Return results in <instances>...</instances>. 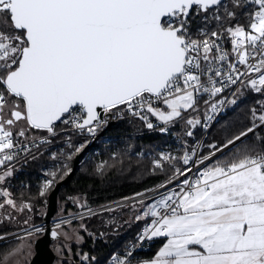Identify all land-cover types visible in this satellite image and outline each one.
<instances>
[{"label":"snow or ice","instance_id":"1","mask_svg":"<svg viewBox=\"0 0 264 264\" xmlns=\"http://www.w3.org/2000/svg\"><path fill=\"white\" fill-rule=\"evenodd\" d=\"M194 16L202 24L195 36ZM237 84L232 99L205 101L212 113L206 119H214L225 104L235 105L244 91L264 96V0H0V166H5L0 185L12 175L9 162L20 152L30 154L35 130L55 135L60 122L94 136L121 106L152 129L146 113L172 124L195 108L197 93L211 99ZM246 118L249 127L212 146L219 152L241 141L231 160L198 169L191 180V167L175 169L174 176L185 177L178 190L150 204L137 201L147 209L143 215L152 217L138 239L166 238L155 257L140 264H264V150L242 139L254 133L258 143L264 141L258 132L264 128V99ZM200 123L187 120L192 127ZM196 155L193 148L180 159L184 165L203 164L215 152L194 160ZM173 159L162 153L154 166ZM57 174L50 173L40 196ZM0 198V223L15 219L9 208L31 211V203H17L3 187ZM65 223L70 221L56 223L51 236L67 235ZM24 224L23 235L0 234V241L19 240L14 248L0 247V264H28L31 241L44 229L28 219ZM130 256L116 264H130Z\"/></svg>","mask_w":264,"mask_h":264},{"label":"trees","instance_id":"2","mask_svg":"<svg viewBox=\"0 0 264 264\" xmlns=\"http://www.w3.org/2000/svg\"><path fill=\"white\" fill-rule=\"evenodd\" d=\"M238 15L240 22L244 23L243 10ZM190 23V29L197 30L202 26L201 17H190ZM214 28H216L215 22L209 27V31ZM258 99H264V96L244 91L235 105H229L226 112L208 132L204 140V152L215 149L212 147L213 145L220 147L226 144L233 136L239 135L241 131L249 127L246 114ZM196 111L198 108L195 110V114ZM199 112L205 115V112ZM63 125L60 122L56 123L57 128ZM175 129L186 135L192 142L201 139L205 133L203 122L192 127L187 124L186 120L184 122L176 120ZM188 132H192V135L188 136ZM258 132L260 136L264 137V128L258 129ZM72 136L71 148L74 149V153L70 156L71 158L66 155L53 158L50 155L52 150L56 149L58 153L62 150V146L65 148L64 140H61L57 147L46 146L15 163L8 164V166L20 165V169L7 179L8 188L15 200L31 203L32 208L36 211L33 221H43L44 212L41 213L40 207L46 208L48 194L55 185L44 196L39 195L43 171L51 163L55 165V168H59L56 183L65 177L72 168L77 153L75 148L79 145V138L77 139L74 134ZM171 140L169 135L158 130L155 126L152 129L147 128L146 122L136 116L126 115L117 118L115 123L106 129L82 156L69 183L62 186L59 194V208L61 203H65L67 208L73 209H79L77 204L79 202H84L85 206L101 205L155 187L174 173L175 164L178 166L183 164L180 158L187 148L185 145L179 148V156L174 158L171 163L164 161L162 168L154 166V154H157L159 149ZM243 140L249 145H256L258 149L264 150V141L258 143L254 133L249 134ZM240 145L241 141L237 142L235 146H231L217 161L231 160L233 153ZM66 159L68 163L64 165ZM99 163L104 164L100 171H98ZM3 199L1 198L0 202ZM149 202L150 199H146L144 204H149ZM142 211L140 204L135 201L115 209L102 211L91 217H85L82 221L84 243L72 246V263L65 264H109L110 259L123 251L128 243L139 234L142 225L148 220V217L142 216ZM137 216L141 218L137 220ZM17 228L16 225L0 226V234L14 231ZM15 240L2 242L0 247L11 249ZM161 241H156L152 249L143 253L140 256V262L154 257ZM84 254H87L88 260L83 258ZM92 257L95 259L92 260Z\"/></svg>","mask_w":264,"mask_h":264},{"label":"built area","instance_id":"3","mask_svg":"<svg viewBox=\"0 0 264 264\" xmlns=\"http://www.w3.org/2000/svg\"><path fill=\"white\" fill-rule=\"evenodd\" d=\"M200 28V27H199ZM190 31L194 34L196 33V30L193 31L190 29ZM224 43V47L227 49H230V44H228L226 41L223 42ZM241 69H243V66H241ZM203 79V77H202ZM237 87H241L240 84L237 85H229V87L222 93V94H218L216 97L213 98H209L208 94L200 92L197 93V106L200 107V109H203V112H205V115H212V113L209 111V106L205 104V101H209L210 103H214L218 100L227 98V99H232V93L236 90ZM153 105L154 107H161L164 106V104L158 102V101H153ZM229 104H225L223 109L221 111H219L218 113L215 114L214 119L211 120H207V123L204 125L205 126V133L204 135L201 137V139H198L194 142L190 141L189 138L184 135L181 134L179 132L176 131L175 129V123L172 124H168L165 125L163 123V121H160L159 118L157 116H154L152 114H147L148 116V120L151 121L153 123V125L160 131H162V129H164L162 132H164L165 134L169 135L172 139V141L185 145L187 147H189L188 150H186V152L190 153L192 152V149L195 148L197 150V155L193 157V159H197V157L199 158H203L206 156H210L211 153L215 152L214 156H211L210 159L204 161L203 164H192L191 162L189 163V165H184L182 164L179 168L181 171H183L186 167H191L192 171L190 173H188V178L191 180L193 178H195V176L197 175V170L200 169L202 170L205 167H209L212 164H214L217 159L227 150L229 149L232 145H230L228 148H223L221 149V151L216 152L215 149L204 152V140L208 134V132L210 131V129L213 127V125L219 120V118L226 112L227 108H228ZM101 112V119H104V114L102 112V110L100 109ZM126 115H131L127 109H124L123 106H121L119 109H114L113 112L111 114H109L107 116V123L110 122L111 120H115L113 119L114 117L118 118V117H124ZM104 127V125H102L101 127H99V129H102ZM42 130H35L33 132H31V138L35 141V143L30 147V154L29 153H24V152H20L16 158L9 162V163H15L18 160H21L35 152H37L39 149L44 148L46 146L52 145V146H58L59 142L58 140H56V137L60 134V132H64V131H69L71 132V134H74V136L79 137V138H88L90 141L94 139L95 135H89L86 131L85 132H80L79 130H75L71 127V125H67V128L62 129V130H58L56 127V134L55 135H51L48 134L47 132ZM243 139V138H242ZM239 142V141H237ZM236 142V143H237ZM170 149V148H169ZM171 150V149H170ZM172 151V150H171ZM0 168L4 169L5 166H0ZM0 169V170H1ZM185 177L183 176H179L176 175L174 176L173 173L166 178L165 180H163L161 183H159L158 185H156L155 187L144 191V192H140V193H144V196L142 197H137L136 194L133 195H129L120 199H115L106 203H103L101 205H97L95 207H90L87 208L86 210L77 212V213H73V214H68L65 217H57L56 215L52 218V220L49 223H44L43 221L39 222L38 224H36L39 227H42L45 231V229L48 226H52L51 222L56 220V219H63V221H70V222H74L76 220H79L83 217H85L86 215H94L97 214V212L99 211H106V210H110V209H115L117 207H120L122 205H126L129 203H133L135 201H139L142 199H150V203H152L154 200H157L160 198V195L162 194H166L167 192H170L172 190H178L177 185L179 184V182L181 180H183ZM169 179L172 180V183L170 184H166L167 181H169ZM162 184H166V187H160ZM127 198V199H126ZM89 210L91 211V214H89ZM152 217H148V220L142 225L139 234L132 239L128 245L123 249V251L119 254L114 255L110 261L109 264H116V259H123L125 257V254L128 252H131V256L128 257L130 264H140V256L145 253L148 252L150 249H152V247L154 246V244L157 241V237L153 238V239H145L143 241L139 240L138 237L142 234L143 229L151 223ZM67 224V223H65ZM64 225V224H62ZM44 231L40 232L39 234H42ZM21 232V230H17L14 231L12 233H18ZM14 240L12 238H9V240ZM2 242H6V241H0V243Z\"/></svg>","mask_w":264,"mask_h":264},{"label":"rangeland","instance_id":"4","mask_svg":"<svg viewBox=\"0 0 264 264\" xmlns=\"http://www.w3.org/2000/svg\"><path fill=\"white\" fill-rule=\"evenodd\" d=\"M198 108V111H196V114H195V110H197ZM159 109L161 110H164V111H168L167 109V106L164 105V106H161L159 107ZM199 111H202L203 112V109H200L199 106H195L194 109H188L186 111L183 112V118L181 119H177V120H181L184 122V120H188V119H193V120H196V119H199L201 122H203V124L205 125L207 123V120L206 119V115H202ZM119 118V117H118ZM113 119L115 120H111V121H116V117H114ZM109 124L106 123L104 124V127L102 129H99L98 132H100L101 130H103L104 128L107 127V125ZM110 127V126H109ZM108 127V128H109ZM67 128V125H63L62 127H58L57 129L58 130H62V129H65ZM107 128V129H108ZM96 132V135L94 137L93 140H89L88 138H79V137H76L79 141H78V147H80L81 145H84V147L87 145V144H92L91 147L94 145L95 141L99 138L97 137V133ZM102 135V134H101ZM72 134L71 132L69 131H64V132H60V134L56 137V140L58 141H61V140H64V144L66 145L65 148L62 146V150H60L58 153L55 150H52V153H50V155L54 158V157H62V156H67V157H70L73 153H74V149L71 148L72 146V141H73V138H72ZM74 137V138H75ZM72 138V139H71ZM76 138L74 140H76ZM69 139L71 140V145L68 143ZM77 145V144H76ZM183 146L182 144H179V143H176L174 141H170L168 142L165 146L161 147L158 151L157 154H154V160H153V164L155 161L157 160H160L161 159V154L164 153V154H168L170 155L171 157L173 158H177L179 156V148ZM77 147V148H78ZM83 147V148H84ZM90 147V148H91ZM187 147V146H186ZM82 148V149H83ZM89 148V149H90ZM172 150H170V149ZM81 149V150H82ZM88 149V150H89ZM185 149V148H184ZM189 147L186 148V150H188ZM80 150V151H81ZM87 150V151H88ZM186 150L184 151V154L186 152ZM86 151V152H87ZM85 152V153H86ZM97 152V151H96ZM99 152V151H98ZM78 153V152H77ZM76 153V154H77ZM84 153V155H85ZM183 154V155H184ZM19 161V160H18ZM17 162V161H16ZM164 161H161V163H163ZM68 163V160L66 159L65 162H64V165H66ZM104 163V162H103ZM103 163H99L100 165L103 164ZM55 165L54 164H50L47 166V168L43 171V174H42V185L44 184V182L48 179H51V175L50 173L52 172H57L58 173V170L59 168H55L54 167ZM7 167H10L13 171H12V175L10 177H8L7 179L11 178L14 173L16 172V170L20 169V165L19 164H15V165H10V166H7ZM180 166L176 165L174 166V169H177L179 168ZM1 169V168H0ZM5 170V168L1 169L0 171H3ZM55 184V183H54ZM0 187H3L5 189H7L9 192V188H8V183H7V180L2 184L0 185ZM12 198L15 200L14 196L12 195ZM1 199V198H0ZM144 202L146 199H142ZM17 201V200H16ZM3 202V201H1ZM21 202V201H20ZM23 202H26V201H23ZM60 202V201H59ZM17 203H19V201H17ZM28 203V202H26ZM78 204V208L79 209H73V208H67L65 203H61V207L58 209L57 213H56V216L58 217H65L66 215L68 214H73V213H77V212H80V211H83V210H86L87 208H90V207H95V206H85L84 205V202H79L77 203ZM99 206V205H98ZM143 209L142 211V216L143 215V212L146 211L147 209L144 208L142 205H140ZM118 208V207H117ZM69 209V210H68ZM46 208L45 207H40V211L41 213L45 212ZM8 211L11 212L12 216L15 218L14 220L12 221H9L7 219H5L2 223H0V226H13V225H16L18 226V228L14 231H17L18 229L21 230V229H24L27 227V225L24 224V220L28 219L29 220V223L30 224H38L39 222L37 221H33V217L35 216V213L36 211L31 208V211L25 209V211L23 212H18L16 210H13V209H8ZM0 212H4V210H0ZM101 211L97 212V213H100ZM5 215H7V213L5 212L4 213ZM95 215V214H94ZM85 217H91V215H86ZM81 218L79 220H76L74 222H70V223H67V224H64L62 225V231L64 233H66L67 235H61L60 237H58L54 243H53V247L55 249V251L57 252L58 254V257L56 259V261L54 262V264H65V263H72V258H73V251H72V246L74 244H77V245H82L84 243V240H85V237H84V234H83V230H84V225H83V219L85 218ZM30 218V219H29ZM13 230H11L10 232L8 233H12L14 232ZM40 234H37V236H39ZM34 237L31 241V246H32V254L28 257V262L29 260L31 259L32 255L34 254V241L35 239L37 238ZM79 238V239H78ZM15 240V239H14ZM19 243V240H15L14 241V245L12 246V248H14L17 244ZM151 259H144L142 261H150ZM141 261V262H142Z\"/></svg>","mask_w":264,"mask_h":264},{"label":"water","instance_id":"5","mask_svg":"<svg viewBox=\"0 0 264 264\" xmlns=\"http://www.w3.org/2000/svg\"><path fill=\"white\" fill-rule=\"evenodd\" d=\"M100 111V109H98ZM57 123V122H56ZM114 121H110L109 124L107 125L106 128L98 132L97 130V137H100L101 134L112 124ZM251 134V133H249ZM92 144H87L81 151H79L73 160L72 168L69 171V173L57 181L51 191L48 194V201H47V206L46 210L43 215V222L44 223H49L52 218L56 215L58 208H59V194L61 191V188L63 185H66L69 183L71 180V177L75 173L82 156L84 153L91 147ZM54 229L51 226H48L45 231L37 236V238L34 241V254L32 255L31 259L29 260L28 264H54L56 261L58 254L55 251L53 247V242L60 236L58 237H52L51 236V230Z\"/></svg>","mask_w":264,"mask_h":264},{"label":"crops","instance_id":"6","mask_svg":"<svg viewBox=\"0 0 264 264\" xmlns=\"http://www.w3.org/2000/svg\"><path fill=\"white\" fill-rule=\"evenodd\" d=\"M159 240H162V241H161V244L159 245L158 249L156 250L155 255L158 252V250L163 246V244L166 243V238L165 237H157V241H159ZM155 255H154V257H155ZM154 257H152L150 259H153Z\"/></svg>","mask_w":264,"mask_h":264},{"label":"bare ground","instance_id":"7","mask_svg":"<svg viewBox=\"0 0 264 264\" xmlns=\"http://www.w3.org/2000/svg\"><path fill=\"white\" fill-rule=\"evenodd\" d=\"M232 121H233V120H232ZM61 221H63V219H60V218H59V219H56V220H54V221H52V222H51V225H52L51 227L54 228V227H55V224H56V223H60ZM18 233H20L21 235H23L22 232H18Z\"/></svg>","mask_w":264,"mask_h":264}]
</instances>
